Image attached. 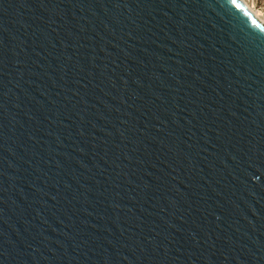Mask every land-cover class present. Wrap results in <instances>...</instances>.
Returning <instances> with one entry per match:
<instances>
[{"label": "water", "instance_id": "95a60500", "mask_svg": "<svg viewBox=\"0 0 264 264\" xmlns=\"http://www.w3.org/2000/svg\"><path fill=\"white\" fill-rule=\"evenodd\" d=\"M237 3L0 0V264H264V24Z\"/></svg>", "mask_w": 264, "mask_h": 264}, {"label": "rangeland", "instance_id": "374dc122", "mask_svg": "<svg viewBox=\"0 0 264 264\" xmlns=\"http://www.w3.org/2000/svg\"><path fill=\"white\" fill-rule=\"evenodd\" d=\"M257 11L261 12V16L264 19V0H246Z\"/></svg>", "mask_w": 264, "mask_h": 264}, {"label": "bare ground", "instance_id": "6f19581e", "mask_svg": "<svg viewBox=\"0 0 264 264\" xmlns=\"http://www.w3.org/2000/svg\"><path fill=\"white\" fill-rule=\"evenodd\" d=\"M247 7L249 8V10L255 15V17L261 21L264 24V19L261 16V12L257 11L252 5H250L246 0H242Z\"/></svg>", "mask_w": 264, "mask_h": 264}, {"label": "snow or ice", "instance_id": "6c2138e0", "mask_svg": "<svg viewBox=\"0 0 264 264\" xmlns=\"http://www.w3.org/2000/svg\"><path fill=\"white\" fill-rule=\"evenodd\" d=\"M232 4L235 6L236 9L243 11L244 15L249 16V18L251 19L250 13H248L247 11H244L242 9L241 5L237 3V0H232ZM252 24L256 25V27H259V24H257V21L255 19H252ZM262 31H264V30H262Z\"/></svg>", "mask_w": 264, "mask_h": 264}]
</instances>
